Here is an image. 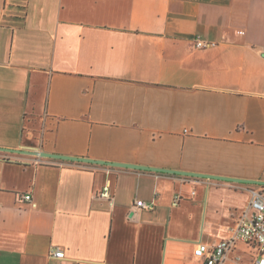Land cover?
Listing matches in <instances>:
<instances>
[{"label":"crops","instance_id":"1","mask_svg":"<svg viewBox=\"0 0 264 264\" xmlns=\"http://www.w3.org/2000/svg\"><path fill=\"white\" fill-rule=\"evenodd\" d=\"M0 147L264 181V0H0ZM252 189L0 151V264H194Z\"/></svg>","mask_w":264,"mask_h":264},{"label":"built area","instance_id":"2","mask_svg":"<svg viewBox=\"0 0 264 264\" xmlns=\"http://www.w3.org/2000/svg\"><path fill=\"white\" fill-rule=\"evenodd\" d=\"M207 44L200 40L195 41V47L203 48ZM99 197L110 199L109 187L105 186ZM30 201L29 195L23 197ZM177 201V197L175 202ZM136 206L144 209H153V203L145 204L137 201ZM238 243L244 244L252 253V264H264V192L260 189L250 190L248 208L238 214L235 225L228 238L220 240L214 245L197 243L193 250L194 264H223L228 254ZM51 257L62 259L64 253L56 248Z\"/></svg>","mask_w":264,"mask_h":264},{"label":"water","instance_id":"3","mask_svg":"<svg viewBox=\"0 0 264 264\" xmlns=\"http://www.w3.org/2000/svg\"><path fill=\"white\" fill-rule=\"evenodd\" d=\"M0 151L1 152H8V153L32 155V156H35L38 158H45V159H56V160H64V161L99 164V165H105V166H110V167H123V168L137 169V170L163 172V173L177 174V175L187 176V177L223 180V181L243 183V184H251V185H257V186L264 187V181L263 180H240V179H233V178L215 177V176L196 174V173L172 171V170H166V169H156V168L142 167V166H137V165L119 164V163L91 160V159L79 158V157L62 156V155H57V154H50V153H45V152H41V151H32V150H26V149H6V148L0 147Z\"/></svg>","mask_w":264,"mask_h":264},{"label":"rangeland","instance_id":"4","mask_svg":"<svg viewBox=\"0 0 264 264\" xmlns=\"http://www.w3.org/2000/svg\"><path fill=\"white\" fill-rule=\"evenodd\" d=\"M258 189L263 190L264 192L263 187L258 186ZM241 249L244 250L242 253L240 252L242 259L240 260V258H236V261L240 260L242 264H252V258L249 256L248 250L245 245L241 244Z\"/></svg>","mask_w":264,"mask_h":264},{"label":"flooded vegetation","instance_id":"5","mask_svg":"<svg viewBox=\"0 0 264 264\" xmlns=\"http://www.w3.org/2000/svg\"><path fill=\"white\" fill-rule=\"evenodd\" d=\"M263 189H264V187H263Z\"/></svg>","mask_w":264,"mask_h":264}]
</instances>
